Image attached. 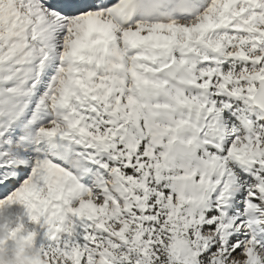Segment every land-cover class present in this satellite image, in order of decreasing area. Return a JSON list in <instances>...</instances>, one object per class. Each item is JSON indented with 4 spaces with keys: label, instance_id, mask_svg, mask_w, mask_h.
<instances>
[{
    "label": "snow or ice",
    "instance_id": "snow-or-ice-1",
    "mask_svg": "<svg viewBox=\"0 0 264 264\" xmlns=\"http://www.w3.org/2000/svg\"><path fill=\"white\" fill-rule=\"evenodd\" d=\"M0 264H264V0H0Z\"/></svg>",
    "mask_w": 264,
    "mask_h": 264
}]
</instances>
